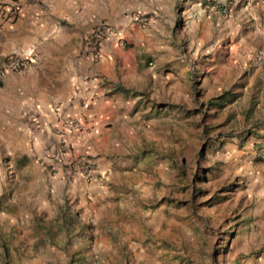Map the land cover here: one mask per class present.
Listing matches in <instances>:
<instances>
[{
	"label": "crops",
	"instance_id": "obj_1",
	"mask_svg": "<svg viewBox=\"0 0 264 264\" xmlns=\"http://www.w3.org/2000/svg\"><path fill=\"white\" fill-rule=\"evenodd\" d=\"M181 2L179 17L187 20L181 28L187 35L186 53H173L175 46L170 43L168 58L172 65L181 59L209 61L210 75L195 74V88L200 93L195 100L189 77L181 80V88L177 86L182 76H190L191 67L185 63L180 72L168 69V96L161 105L147 89H151V69L145 68L149 58V43L143 38L146 31L130 24L128 17L113 16L161 8L162 0H0V186L12 173L13 179H17L15 173H22L33 188L39 183V188L47 190L49 186L55 191L62 185L72 196H91L96 205H109L118 200L110 198V188L120 184L122 175L126 178L136 173L140 161H130L135 149L142 151L143 158L154 157L149 143L158 133L157 109H162L160 116L171 117L173 109L184 107L185 118L197 117L199 113L193 115L190 110L197 109L194 105L199 107L207 99H212L213 105H224L236 93L239 81L246 83L245 100L251 109L264 111V0ZM168 3L166 13L174 18L172 13L178 12L172 11L173 0ZM217 4L226 12L221 13ZM111 13L115 15L110 17ZM100 24L122 35L125 47H120L116 38L106 37L99 43L98 59L93 61L86 53L85 41ZM10 56L18 58L22 67L2 69ZM258 56H262L261 61L256 60ZM222 82L227 84L228 93L234 86L229 98L221 96ZM27 93H52L48 97L53 100L52 108L32 102ZM68 118L85 125L87 133L65 131L61 124ZM188 119L185 121L190 123ZM261 124L252 140L258 143L257 156L264 158V122ZM185 131L194 134L198 130ZM59 141L66 144L67 151L59 152ZM141 155L137 153L138 158ZM77 161H86L94 168L92 179L69 176V166ZM35 246L29 247L30 254L23 258L20 245L11 239L6 245L10 261L44 264V251L60 255L48 244L40 248L35 242ZM4 256L0 249V264L6 261Z\"/></svg>",
	"mask_w": 264,
	"mask_h": 264
},
{
	"label": "rangeland",
	"instance_id": "obj_2",
	"mask_svg": "<svg viewBox=\"0 0 264 264\" xmlns=\"http://www.w3.org/2000/svg\"><path fill=\"white\" fill-rule=\"evenodd\" d=\"M168 4L162 0L161 8L150 11L109 14L128 17L130 24L146 31L145 68L151 69L147 89L161 105L168 96V69L180 72L185 63L191 67L190 76H182L177 86L181 88V80L189 77L195 100L200 96L195 74L210 75V62L204 59L170 63V43L173 53H186L187 35L181 28L187 20L179 17L181 0H173L172 11L178 12L172 13L174 18L166 13ZM245 84L238 81L235 94L231 86L233 97L220 107L212 99L194 105L197 109L190 110L199 113L197 117L185 118L184 107L173 109L171 117L160 116L162 109H157L158 133L149 143L154 157L143 158L135 149L130 161H140L138 170L130 177L122 175L120 184L110 188L116 203L96 205L94 197L72 196L62 185L55 191L39 188V183L33 188L25 175L15 173L13 179L12 173L0 186L3 264H20L18 259L10 261L6 245L11 239L20 245L23 258L35 242L40 248L48 244L60 251L58 257L44 251V264H264V158L257 156L258 143L252 140L264 122L263 110L251 109L246 102ZM225 90L228 86L222 82L221 96L229 98ZM26 95L46 108L53 106L48 98L52 93ZM187 128L198 131L188 133ZM25 242H29L26 248Z\"/></svg>",
	"mask_w": 264,
	"mask_h": 264
},
{
	"label": "built area",
	"instance_id": "obj_3",
	"mask_svg": "<svg viewBox=\"0 0 264 264\" xmlns=\"http://www.w3.org/2000/svg\"><path fill=\"white\" fill-rule=\"evenodd\" d=\"M212 1V0H211ZM218 7V5H217ZM221 13H225L226 10L223 7H220L219 9ZM264 17V13H263ZM137 21L141 22V20ZM106 37H114L117 40V43L120 47H124L125 44L121 40L120 37H118L117 32H115L113 29H111L109 26L100 24L97 28L93 29L92 32L89 34V36L86 38L85 44H86V53L90 58L95 61L98 59V46L101 40H103ZM262 56H258L256 58L257 61H261ZM150 65V64H149ZM20 67H22V62L16 58L15 56H10L6 58L3 62L2 69L5 70H18ZM61 127L68 132H74L79 135L86 134L88 129L83 125L82 123L76 121L75 119H65L62 121ZM59 152L63 153L68 150V147L63 141H59L58 143ZM49 154V153H48ZM51 155V153H50ZM68 174L71 178H74L76 175L81 176L84 179H90L93 176L92 166L86 162V161H77L75 163H72L69 167Z\"/></svg>",
	"mask_w": 264,
	"mask_h": 264
}]
</instances>
